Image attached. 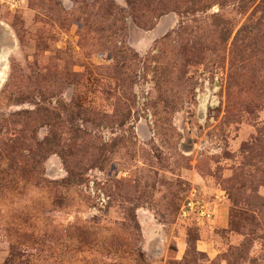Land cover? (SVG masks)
<instances>
[{"label": "rangeland", "instance_id": "rangeland-1", "mask_svg": "<svg viewBox=\"0 0 264 264\" xmlns=\"http://www.w3.org/2000/svg\"><path fill=\"white\" fill-rule=\"evenodd\" d=\"M201 2L0 0V264H264V0Z\"/></svg>", "mask_w": 264, "mask_h": 264}, {"label": "built area", "instance_id": "built-area-1", "mask_svg": "<svg viewBox=\"0 0 264 264\" xmlns=\"http://www.w3.org/2000/svg\"><path fill=\"white\" fill-rule=\"evenodd\" d=\"M194 111L199 125L205 126L215 120V112L223 102L222 74L215 71H201L193 87ZM192 212L207 214L206 206L190 200L185 204ZM210 215V213H208Z\"/></svg>", "mask_w": 264, "mask_h": 264}, {"label": "trees", "instance_id": "trees-1", "mask_svg": "<svg viewBox=\"0 0 264 264\" xmlns=\"http://www.w3.org/2000/svg\"><path fill=\"white\" fill-rule=\"evenodd\" d=\"M174 1V3H182L185 5V11L191 12V11H203L207 8L205 4H202L201 0H171ZM169 0H129L130 5L137 10L142 9H150L152 11H160L165 12L170 8L169 3L171 2ZM154 4V5H153ZM175 9H178V6H175ZM250 27L245 26L243 27V31H248ZM258 30V28H256ZM246 85L244 87L247 90H252L253 92V102H260L262 98L263 89L258 86V82L255 81V79L248 78L246 81H244Z\"/></svg>", "mask_w": 264, "mask_h": 264}]
</instances>
